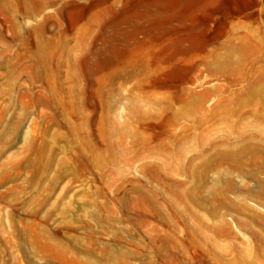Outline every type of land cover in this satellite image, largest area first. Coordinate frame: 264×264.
<instances>
[{
    "label": "rangeland",
    "instance_id": "1",
    "mask_svg": "<svg viewBox=\"0 0 264 264\" xmlns=\"http://www.w3.org/2000/svg\"><path fill=\"white\" fill-rule=\"evenodd\" d=\"M0 264H264V0H0Z\"/></svg>",
    "mask_w": 264,
    "mask_h": 264
},
{
    "label": "bare ground",
    "instance_id": "2",
    "mask_svg": "<svg viewBox=\"0 0 264 264\" xmlns=\"http://www.w3.org/2000/svg\"><path fill=\"white\" fill-rule=\"evenodd\" d=\"M30 1V0H29ZM30 5V4H29ZM29 7V6H28ZM70 16V15H69ZM68 17V16H67ZM74 19V20H73ZM72 19V22L70 23V26L69 27H72V26H74L75 24H76V22H77V19L76 18H73ZM210 39V38H209ZM213 39V38H212ZM207 40V39H206ZM211 40V39H210ZM201 49H204V48H201ZM217 59V58H216ZM44 68V67H43ZM205 94H203L202 96H204ZM193 96V95H192ZM205 97V96H204Z\"/></svg>",
    "mask_w": 264,
    "mask_h": 264
}]
</instances>
